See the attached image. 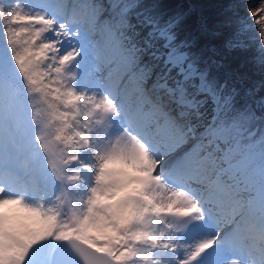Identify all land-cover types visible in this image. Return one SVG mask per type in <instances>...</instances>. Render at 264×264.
<instances>
[{
    "label": "snow or ice",
    "instance_id": "snow-or-ice-1",
    "mask_svg": "<svg viewBox=\"0 0 264 264\" xmlns=\"http://www.w3.org/2000/svg\"><path fill=\"white\" fill-rule=\"evenodd\" d=\"M243 7L0 0V264H264V79L225 68L254 29L264 73Z\"/></svg>",
    "mask_w": 264,
    "mask_h": 264
},
{
    "label": "rangeland",
    "instance_id": "rangeland-1",
    "mask_svg": "<svg viewBox=\"0 0 264 264\" xmlns=\"http://www.w3.org/2000/svg\"><path fill=\"white\" fill-rule=\"evenodd\" d=\"M253 36H255V33L248 32L244 37L246 42L252 44V48L248 52L237 51L229 54L225 65L226 70L245 77L249 84H256L259 83L261 79H264V73H262L260 69L251 62V57L255 54V45L248 38Z\"/></svg>",
    "mask_w": 264,
    "mask_h": 264
},
{
    "label": "trees",
    "instance_id": "trees-1",
    "mask_svg": "<svg viewBox=\"0 0 264 264\" xmlns=\"http://www.w3.org/2000/svg\"><path fill=\"white\" fill-rule=\"evenodd\" d=\"M169 2H174L176 5L184 3H199L200 11L205 13H221L228 19L231 18L235 21L236 17H246L247 12L243 5H245L248 0H169ZM229 4L233 5L232 11H228ZM251 23V21H248ZM249 32L255 33V30H250Z\"/></svg>",
    "mask_w": 264,
    "mask_h": 264
}]
</instances>
